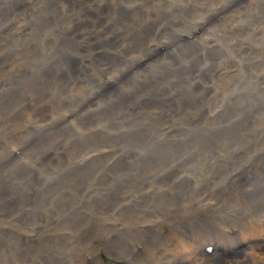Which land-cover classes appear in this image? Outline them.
<instances>
[{
	"label": "rangeland",
	"instance_id": "rangeland-1",
	"mask_svg": "<svg viewBox=\"0 0 264 264\" xmlns=\"http://www.w3.org/2000/svg\"><path fill=\"white\" fill-rule=\"evenodd\" d=\"M229 2L0 0V143L7 141L5 147H13L7 164L15 159L23 164L27 146L39 138L41 142L25 159L30 169L24 168L23 175L13 173L0 181V264H63L71 257H87V244L75 238L91 230L100 231L93 243L102 263L114 262L102 246L110 236L127 235L113 230L112 224L130 226L159 220L162 234L170 237V227L162 218L171 210L185 213L203 196L232 197L225 205L239 212L249 211L252 206L259 210L258 201H235L240 192L225 188L264 184V2L233 0L228 9ZM225 5L227 10L223 9ZM149 19L155 21L152 29L160 38L146 48L138 35L144 26L152 25ZM195 24L198 28L193 27ZM201 26L207 29L196 40L195 50H183L172 61V68L151 62L144 76L131 80L136 86L129 81L122 83L112 100L105 101L102 93H96L98 88L104 92L119 86L127 76L152 61L153 54L166 51L170 46L168 38H176L177 31L188 40ZM146 49L151 51L135 57ZM112 50H118L116 53L123 58L112 59ZM71 53L81 57L84 66L93 65L94 69L88 65L84 76H71L74 80L70 83L64 78L51 83L49 69L58 72L51 64L62 65L64 57ZM107 55L111 62H107ZM32 82L43 86L34 89ZM122 92L127 93L128 101L122 102ZM26 99L43 102L50 116H40ZM91 112L105 115L96 120ZM88 117L89 121L84 122ZM41 118L47 119L42 122ZM86 123L98 127L100 134L107 131L106 136L120 140L119 145L94 143L99 149L95 155L70 150L68 160L39 157L46 151L58 153L64 145L46 144L48 131L63 125L68 128L65 133L76 130L72 134L80 137L79 128ZM115 126L121 127V133ZM125 147H129L127 154L131 159L121 156ZM93 162L98 164L97 171L90 166ZM35 185L42 189L50 185L68 187L71 203L53 194V200L44 208L53 210L57 200L61 210L48 218L40 217V209L31 199L22 203ZM34 192L39 197L45 193L38 187ZM86 264H92L89 258Z\"/></svg>",
	"mask_w": 264,
	"mask_h": 264
},
{
	"label": "bare ground",
	"instance_id": "bare-ground-1",
	"mask_svg": "<svg viewBox=\"0 0 264 264\" xmlns=\"http://www.w3.org/2000/svg\"><path fill=\"white\" fill-rule=\"evenodd\" d=\"M258 1L264 2V0H258ZM232 2H233V0H231V2L228 3V5H227V8L228 9H231V7H230L231 4L230 3H232ZM225 7H226V5L223 7V9H225ZM225 10H227V9H225ZM216 11H217V9H216ZM219 13L220 12H218V15H220ZM83 14H84V12H83ZM111 21H113V19ZM149 21H152V25L150 27H145L144 26L143 29L141 30V33L142 34L141 35H138L139 40H141L142 43L145 44L144 47L146 46V48H148L152 43H155L156 42L155 39H157V37H158L157 36V30L156 29H152L154 27L155 21L154 20H151V19H149ZM195 26H196V24L193 27H195ZM192 28H190L189 31ZM206 29L207 28L202 29V26H201L199 32L198 33L196 32V34H193L191 36V38L188 39V40L181 39L180 36H179L181 34V31H177V37L176 38L173 37V35H172L171 38H168V42L170 43V46L167 48L166 51H164L162 54H159V55L153 54L151 57H154V56L155 57L152 59V61H150L149 63H147L145 65V67H142L141 69H138V71H136L135 74H133L131 77L127 76L126 77L127 78L126 80L122 81L121 83L118 82L119 83V86H117L118 85L117 84L115 87H113L111 89L109 88V90H106L104 92L100 91L99 88H98V90L96 91V93H102L103 96H104V98L106 97L105 98V101L112 100L115 96L118 95V94L116 95L114 91L118 90L121 87V84L122 83L125 84L124 82H128L129 81V84L131 86H136V83L133 84V82L131 80L134 79L135 76H137V75L138 76L139 75L144 76L145 70H146L147 66H149V64L151 62H155V64H157L158 66H160L162 64H165L166 66H168V69L169 68H172V61H174L178 56L182 55L181 52L183 50L184 51L185 50H189L190 48H191V50H195L194 49L195 48L194 46L196 44V40L198 41L199 38H200V36H202V35L204 36L205 35ZM90 30H88V31H90ZM185 32H187V31L185 30ZM114 33H116V32H114ZM106 34H109V33H106ZM101 35H103V34H101ZM112 35H113V33H112ZM109 36L111 37V35H109ZM158 38H160V37H158ZM115 40L117 41L118 39H115ZM121 40H123V39H121ZM135 40L137 41V39H135ZM153 40H155V42ZM161 40H164L165 41V39H163V38H161ZM165 42H167V41H165ZM124 48H125V46H124ZM116 49H118V48H116ZM121 50H122V48H121ZM117 51L118 50H116V51H113V50L110 51L111 54H114L112 56V59L117 60L120 57L123 58L124 55L121 56L122 54L121 55L120 54H117L116 53ZM145 51H147V53H149L151 50L149 51L148 49H146L143 52H141L140 54H138V55L135 54L136 56L135 55L134 56L137 57V56L143 54ZM105 52H106V49H105L104 53ZM119 52H120V50H119ZM77 54L80 55L79 53H77ZM84 55L86 57V54H84ZM128 56H129V53H128ZM95 57H97L96 54H95ZM129 58L130 57H128L127 59H125V61L128 60ZM131 59H132V57H131ZM131 59H130V61H131ZM115 60H113V61H115ZM81 61H82L81 60V57L79 59L75 53L74 54L71 53V54L66 55L64 57V61H63V64L62 65H58V64H53L52 63L51 65H55L56 66V71L58 69V72H54L52 70V68L49 69L50 74L49 73L48 74L51 77L50 78V82L51 83H53V82H56L57 83V81L60 80V78H64L65 81H67V82L70 83L71 81L74 80V79H72L73 77H71V76H74L75 75L78 78H80L81 76H84V74L86 73V68H87V66L89 64L86 65V63H85V66H84V62L82 61L83 62L82 63ZM87 61H88V59H87ZM136 61H138V60H136ZM107 62H111L109 60V56L107 58ZM128 63H126V64H128ZM134 63H136V62H134ZM132 64H130V65H132ZM92 66H90V67L92 68ZM123 67H122V69H123ZM100 68H99V70H100ZM88 69L89 68H87V71H88ZM92 69H94V68H92ZM112 69H114V68H112ZM104 71H106V70H104ZM89 72H87V74ZM110 74L111 73H109V75ZM116 74H118V73H116ZM122 74H123V72H122ZM114 75H115V73H114ZM101 77L102 76H100V78H98V80H100ZM116 78H117V76H116ZM123 78H122V80H123ZM44 79L42 81L46 84V86H48L47 85V81H44ZM88 79H90V78H88ZM110 80L111 79L109 77V81ZM48 81H49V79H48ZM98 82H101V81H98ZM32 85H33L32 87H35L34 89H39V88H41L43 86L42 83H34V82H32ZM99 86H101V85L99 84ZM100 89H102V88H100ZM137 90H139V88ZM137 90L135 89V91H137ZM141 91L143 92V91H147V90L141 89ZM110 92H112V93H110ZM152 93H153V95H155V89H152L151 90V94ZM126 94H124L122 92L121 95H122V97L125 98L124 101H122V102L128 101V98H127V95ZM96 96H98V94ZM151 97L154 98V96H151ZM86 98H89V97L87 96ZM92 98H93V96H92ZM26 100L28 101L29 104H31L33 106V108H35L37 110V113L40 116H48V115L50 116V110L47 109L43 105V102H40V103L37 104V102L34 101V103H35L34 104L32 102L33 100L32 101H31V99H26ZM95 100H96V98H95ZM136 101L137 100H135V102ZM129 104H130V102H129ZM82 105H84V104H82ZM78 106H81V105H78ZM86 106H87V104H86ZM94 107H95V104H94ZM80 108L78 107V109H80ZM131 108H134V106L131 107ZM66 110L68 111L69 109H66ZM94 110H95V108H94ZM69 111L71 112L72 110H69ZM77 111H79V110H77ZM79 113H80V111H79ZM86 114H90V113L87 112ZM65 115H67V114H65ZM92 115H93V117H96V120H97V119L101 118L102 116H104L105 114H100V112L99 113L95 112L94 114L92 113ZM69 117H70V115H69ZM36 118H38V117H36ZM80 118H81V116H80ZM157 118H159V117H157ZM44 119H47V118H41L40 120H42V122H43ZM89 119L90 118L88 117L87 119H85L84 122L89 121ZM163 121L165 122V120H163ZM73 122H74V125L73 126H75V121L73 120ZM62 124H65V123H62ZM145 124H146V122H145ZM89 125L93 126V124H91V123H86V124H84L83 126H81L79 128L80 137H77L74 134H72L73 132H76V130H72V132H66L65 133L66 129H68V128L62 127L63 125L55 128L52 131L51 130L48 131V133L50 134V137L48 139V142L47 143L44 142V143L49 144L51 146H54V145H58V144L64 142V145L58 148V150H60V152H58V153H53V152L50 153V152L46 151L43 154H41L39 157L40 158L47 157L49 159L68 160V158H71L70 155L68 154V152L70 150H76V151L78 150L79 153L82 152L84 154L87 153L85 155H92L94 153L99 152L98 151L99 149L96 146L100 142H103L104 141V144H110V143H112V144H116L117 146L119 145L120 140H116L115 141L114 139H112L110 137H107L106 136L107 131L104 130V133H101L100 134V131L101 130L98 127H94L93 126V128L89 129L88 128ZM156 125H158V124H156ZM41 126H45V125L42 124ZM41 126H39V128H42ZM25 127H26V125H25ZM71 127H72V125H71ZM18 129L19 128H17V130ZM20 129H21V127H20ZM36 129H37V127H36ZM95 129H97V131H95ZM114 129L116 131H118L119 133H121V131H120L121 130V127L115 126ZM43 130H45V129H43ZM31 131H33V130H31ZM31 131H29V132L31 133ZM15 132H16V130H15ZM6 135L8 136V134H6ZM11 136H13V134ZM11 136H10V139L12 140L13 137L11 138ZM36 136H38V134ZM44 136H46V135H44ZM19 137H20V135H19ZM24 137H23V139H24ZM23 139H21V140H23ZM39 140H40V138L37 139L34 143H31L29 145L27 144L28 145L27 146L28 149H26V151L24 152V157L22 159L23 160L22 163L24 162L23 164H21L18 159H15L13 161V163L7 164L8 161H10L8 159V156H9V154H11L13 147L12 146L11 147L9 146V149L7 148L8 146L5 147V144H6L7 141L5 143H3L2 145L0 143L1 147H3V149H2V151L0 153V156L1 157L3 156V158L0 159V166H2L0 168V181L3 178H5L6 176H8L10 174H13V173H18V174L20 173V175H23V170L22 169H24V168H29L30 169V166H28L29 164L28 165L26 164L28 162L25 163V159L27 157L30 158L32 152L36 149L37 145L38 144H41V142H39ZM4 141H5V139H4ZM17 142H19V141H17ZM24 142H23V145H24ZM94 143H95L96 146L95 145L93 146ZM6 148L8 149L7 151H5ZM125 148H127V147H125ZM128 148L126 150L124 149L125 153L122 154L121 156H125L127 159H131V158H128L129 157V155H128L129 153L127 154ZM14 149H15V147H14ZM116 149L117 148H114L115 151L121 152L120 149H117V150ZM24 150H25V147H24V149L22 151H24ZM135 153H136V151L134 152V154ZM110 154H111V152H110ZM99 156L102 157V155H99ZM21 158L22 157H20V159ZM73 158H75V157H73ZM83 158L82 159H79V160H83ZM75 159H77V158H75ZM94 160H97V159H94ZM4 166H7V167H5L3 169ZM90 166H92L94 168V170H96V171L99 169L98 168V164L96 162L91 163ZM72 167H74V166H72ZM23 180L25 181V179H22V181ZM71 185H74V184H70L69 186H71ZM36 187L40 188L43 192H45L43 194V197L37 196V194L34 192V190L36 191ZM225 189L226 190H229V191H232V192H240V196L238 195L237 197L234 198L235 201L241 200V199H244V200H247V201H250V202H256V201H258L259 202L258 203V207H260L259 210H256V208L252 206V209L249 210V211L239 212L238 210H236L234 208L229 209L225 205V203L227 201L231 200L232 197H226V198L218 197V198H212V199H210V198H208L206 196H203V197L199 198V200L196 201L197 203L195 202L196 205H194L195 203H193L194 206L193 205H189L188 206L189 207V210L186 211L185 213H177V212H174L175 210H171V212L169 214L167 213L168 215L165 214L166 216H164L162 219L166 220L165 222L170 227V229L168 228L171 231L170 237H165L162 234V232H161L162 229L160 230L161 223L159 225V220H153V221H150L148 223H134V224H132L130 226H125V225L120 224V223H114L110 227L113 230L120 231V232H124L127 235V237H124L122 235H115V236H110V237L107 238V240L103 244L102 248L114 260V262L107 263V264H118V261H120L121 264H264V184H238V186H236V187H230V188H225ZM53 194H57L58 195L57 196L58 198L61 196V199H63V200L66 199L69 203H71V200L69 199V197L72 195V193H70V190L68 189V187L62 188L59 185L46 186L44 189L41 188V185H35V186L32 187V190L30 192H28V193H26L24 195L22 203H24V204L26 203L27 204V202L30 201L28 199H31V202L34 203V205H36L40 209V211L38 213V216L43 217V218H48L50 215L55 214V213H57L58 211L61 210V206H60V204H59V202L57 200H56L55 208L53 210H47V209L44 208L48 204L49 201H52L53 200V197H52ZM4 205H6V203ZM70 207H74V205H71ZM7 210H10V209H7ZM10 211H12V210H10ZM28 211H30V210H28ZM18 214H19V212H18ZM26 215H27V213H26ZM11 217L13 219V216H11ZM8 219H11V218L9 217ZM160 220H161V218H160ZM19 230H18V232H19ZM0 231H2V230H0ZM20 233H22V232H20ZM99 233H100L99 230H91L89 232H84V233H81V234L77 235L76 238H75L76 241L77 240H81V241H83V242H85L87 244L86 247H85V249H86V256L87 257H85L83 255H80L79 257H76V258L71 257V258L67 259L63 264H86V258H89V260H90V262L92 264H103L102 261H101V258L99 256L98 250L96 249V246L93 243V238L97 234H99ZM15 235H17V234H15ZM24 235L27 236V237L29 236V234H24ZM49 235H52V234L49 232ZM241 244L244 245V246H242V247L241 246H238V245H241ZM206 247L209 248V251L207 249H205ZM74 259H77L78 261H76L75 263H73ZM9 264H15V263H9ZM17 264H19V263H17Z\"/></svg>",
	"mask_w": 264,
	"mask_h": 264
}]
</instances>
